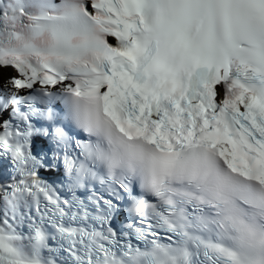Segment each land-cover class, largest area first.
<instances>
[{
	"label": "snow or ice",
	"instance_id": "1",
	"mask_svg": "<svg viewBox=\"0 0 264 264\" xmlns=\"http://www.w3.org/2000/svg\"><path fill=\"white\" fill-rule=\"evenodd\" d=\"M0 264H264V0H0Z\"/></svg>",
	"mask_w": 264,
	"mask_h": 264
}]
</instances>
